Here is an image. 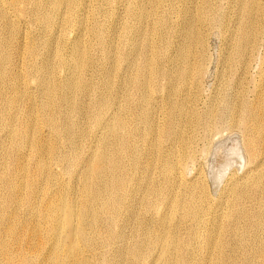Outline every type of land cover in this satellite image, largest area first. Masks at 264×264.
I'll use <instances>...</instances> for the list:
<instances>
[{
    "label": "rangeland",
    "instance_id": "rangeland-1",
    "mask_svg": "<svg viewBox=\"0 0 264 264\" xmlns=\"http://www.w3.org/2000/svg\"><path fill=\"white\" fill-rule=\"evenodd\" d=\"M97 1L98 0H92L88 4V13H87V20H86L87 23L85 22L86 23L85 29L83 31V34L81 35V37H82L81 40L84 41V42L83 41L82 42L85 45V47L87 48V50L90 54L89 55L90 59H91V67H90V69L87 70V72H85V77L87 76L86 78H89V77L93 78V84L96 87V88L94 87L95 93L94 92L92 93V91L83 93L82 91L80 92V91H76V90H72V91L68 90L69 92L64 91L62 93V91H61V87H63L62 83L65 81V79H63V78L67 76V73L65 72V69H63V68H62L64 70V71L62 70L63 72L60 71L61 68H57V70L55 68L54 69L55 71L53 69L51 71L53 73L52 74L53 77H51L52 78L51 80L54 82L55 86H57L59 88V90L57 92H55V102H54L52 111L50 110L49 113L51 116L54 117V119H55L54 122L58 121L57 123H55L57 129L60 127L59 130H62L63 127L66 126L64 123L63 117L61 115V111L63 109L66 110L65 105H66V102L68 103V101L66 99V102H65L62 98H64L65 96L67 98L68 96L73 95L72 96L73 97L72 98L73 103H75L77 105L79 103L80 107L78 106V109H77V111H79V112H77V113L75 112V114H72L70 116V118H68L70 121L74 122V125L76 124V126L78 127V128H76V129H78L77 134H79L81 132V134H80L81 136L79 135L75 140V142L78 140L76 142L77 145L75 144V142L74 143H68L66 141V138L62 134L61 135L59 134L60 131L55 132V131H53V129H51V127L49 125H46V124H48L47 122H45L47 119V113L42 114V112L40 110H35V114H34L35 118H37V119L40 118V119H38L37 129H40L41 135H40L39 130L34 132V134H36V136H39L40 139L42 138V140H45V141L49 140V142L54 147L57 148V150L60 152V154L64 155L63 159L65 161L63 163H60V164H59V162L54 160L52 156H46V170L49 172V174L52 178V179L50 178L51 179L50 183H52L53 181L55 182V183L53 182L54 183L53 186H52V184H50L51 187H49L50 185H47V187H46L43 183H41L40 177L36 178L35 180H31L32 175H35V177H36V169H37V163H36L37 158H36V156H34L35 155L34 152L32 150H29L28 148H25L26 151L24 149H22L21 151H18L17 148L12 144V142H11L12 140H10L11 136L9 137V135L11 134L10 128L12 126H14V128L12 127L13 130L17 129V127L20 128V126H21L20 121L22 120V117H20L21 114L19 112H21V109L23 108L22 105H24L26 102H28V99L26 97H30L33 100L34 105L36 107H38L42 101L41 99H43L42 91L40 90L39 84L41 82H43L44 80L48 79L47 73L41 68V64H42L41 55L36 57V58H32V57L28 56L25 53L24 47H22L23 45L21 44V42H22L23 38H24V41H26L28 39L26 42H30L32 39L31 37H33V36L34 37L41 36V38L42 37L45 38L46 35H44L42 33H39L40 34L39 35L38 34L39 30L36 27H33V25H32L33 23L30 22V20L26 16L17 15L14 12V8L12 9V6L9 5L10 3H8V0L5 1L6 7L9 9L8 12H10V14H8L4 17H0V22H1L0 23V29H1L0 30V41H2V39H3V41H6L4 49H5V52L7 51L6 53H8V55H9L10 62H7L6 66H5V64L3 65L4 66L3 67V74H5L6 76L4 78V81L1 83L2 85H0V95H3L2 99H5L6 97L11 96V94H12L11 87H6V82L8 79L7 76H9L10 73H12L14 81L18 78H22L29 85V88L26 89L25 85H23V84H21L20 88H19V91H24L27 94V95H25V97H23V99H21L19 101L20 107L18 106V108L16 109L17 111L14 110L15 114L17 112L16 117L18 115L17 119L19 121L16 120V122H17L16 123V122H11V120H9V119L6 120L5 117H3V118L1 117L2 119L0 118V121L3 120L2 122H0V140H1L0 145H2V146H0L2 149L1 148L0 149L3 151L2 152L0 150L1 151L0 157L3 159L2 161L0 160V163H1L0 166L2 167L4 165V167H2V168L0 167V169H1L0 170V175H1L0 176V180H1L0 181V200H3V201H0L1 202L0 203V222H1L0 226L2 227L3 224H5L7 221H9V218L11 217L10 215H15L16 219L19 220L20 223L21 222L23 223V224H21V227L18 226L19 230L16 231L17 237L20 236L19 237L20 241L19 242L17 241V243H20L21 245L17 244L11 238H9V237L7 238V236L1 235L2 233H0V236H2V238L0 239V244H2L3 242H5V243L7 242L10 245L13 244L11 246V249L13 247L12 250L15 252V253L13 252L14 256H15L14 262H13L14 264H47L44 260L41 259L40 255H39L40 251H46L50 246L49 245L50 242L47 238V235L45 233H42L40 235V237H41L40 243H35V242L32 243L29 240L23 242L25 240V238L23 239V231L26 230L24 228H26V226L29 225V223H30L29 221L31 218H32L33 223H37L38 225L43 226L42 217L46 213V211L43 209L44 201H46V202L48 201L47 204H49V203H53L57 199H72V201H74V203L76 205L74 215L72 218V223L74 225H80L81 224L84 228V234L86 235V238H89L88 240L90 241V244L84 243L79 238L76 241V243H78L80 245V249H81L80 257L84 258L83 261H85L86 264H122V263L123 264H163L161 253L164 251H167L165 254L166 262H169L170 264H247L248 260L250 261V258L252 257V255H253L254 251L257 249V247L260 248L259 251L261 252V257L258 259H256V258H254V259H255V262H257V264H260L261 259H264V207H261V205H260V201H261V200H259L260 197L257 195H254V194H250V195L246 196L241 202H239L240 203L239 204V203H236L234 201V199L230 196V193H229L230 189L233 185L236 189H241L242 186H244L245 184H248L250 182H257L261 186L264 187V161L260 160V159H257L255 161V160L251 159L247 149L244 146L245 138L248 136L249 132H246V130L242 124L241 125L240 124L236 125V123L234 124L233 123L234 119L230 116V114L228 112V109L230 108L229 106L233 100H235V101L239 100V102L241 101V103H244V104L250 103V101L253 99L252 96H253V91H254V87H253L254 83L252 82V80L254 79L256 84H257L259 81H261V79H260L261 73L264 72V60H263L264 59V55H263L264 54V40H262V39H259V44H258L256 54L254 56H252L251 61L252 60L253 61L251 62V66L248 65V67L246 69L247 71L245 70L244 72H242V71L237 70V69L234 70L232 68L233 63H232V61L230 62L232 55L234 56V51L232 50V46H235V44L239 38L238 32H239V30L241 31L246 25V22H245L246 18H245V14H244V13H246V11H245L246 10L245 9L246 4H243L244 5L243 6L241 4L240 0H237V1L236 0H155V2H154V0H132V4L130 2L131 0H113V1L110 0V4H108L109 5V8H108L107 7L108 5L106 6L104 3L100 2V1L97 2ZM244 1H246V0H244ZM230 2L232 3L233 6L231 5ZM91 4L93 7L91 6ZM134 4H136V5L140 4L142 6L144 5L143 7L146 10L144 16L142 17L141 24H140L141 25L140 28L144 29V32L141 35L138 34V32H137L138 28H137V26H135L134 22L132 21V18L130 17L131 12H133L135 10V7H136V5H134ZM260 4L262 7L260 6L259 8L264 9V7H263L264 3L262 0H261ZM106 7H107V9H106ZM103 8H104V10H103ZM201 8L202 9L203 8L208 9V20L198 23V20L200 18V13L202 12ZM94 9L95 10L98 9L100 13L98 12V10L95 11ZM129 9H131V11H128ZM155 9H156V12H155ZM207 9H204V10L207 11ZM90 10H93L94 13L97 12L96 14H98V13L99 14L94 15L93 12ZM185 11H186V13H185ZM110 13H112V17H111ZM165 13H166V15H165ZM239 14H240V16H238ZM11 15L15 16L14 18H17V17L23 18L27 21V23L23 24V25L16 23V22L14 23L13 22L14 18L9 17ZM88 15L90 18L88 17ZM94 16L97 17V19H95ZM160 17H161V19L163 17L166 18V26L164 27V30H162L163 28H160L159 30H158V28H156V21ZM189 17H191V18H189ZM236 17H238V18H236ZM239 17L240 18L242 17V18L240 19ZM184 18L186 21L184 20ZM237 19H238L239 24L237 23ZM188 20L189 21L194 20L195 24L197 25L196 28H197L198 33L204 38V46L203 47L197 48V47H194V45H192L191 48L189 49L190 53L195 52V55L192 56L191 61H192L194 66L195 65L201 66V64L202 65L204 64L205 69H203L204 68V65H203L200 69V72H199V71H197L198 68L196 66L195 67L193 66V68H194L193 73H191L189 75V77H186L184 79L185 80V82H184L183 80H181L182 79L181 75L184 76L185 71H186V67L180 63L181 60H179L180 58L178 56V55H180L179 51L174 52L173 50L176 49V47L178 46V44L180 42H182V43L184 42L183 33H185V26L187 25L186 22H189ZM2 22L4 23V25ZM95 22H96V24H95ZM125 22L128 24H126ZM131 23H133L134 25ZM104 24H105V26H104ZM124 24H126V25H124ZM6 25L10 28H15L14 31L16 30V32H15L16 35L15 34L14 35L8 34L9 33L7 30L8 27ZM94 25L97 27L103 26V27H100V29H104V30H102L103 31L102 34L104 36V41H103L104 45L102 43H101L102 45L96 44V43H98V42H96L97 39L94 38V35L91 33V28H92V26L94 27ZM132 25L134 26L133 29L131 27ZM182 25H184V26H182ZM125 26H126V29L128 27V31H126ZM3 27H6V28L3 29ZM109 27L110 28L112 27V29L114 31V35L112 36L113 39L111 38L110 42L106 41L107 40L106 31H108ZM177 29H179V30H177ZM6 30H7V32H6ZM124 30L127 33H125ZM3 31H5V32L3 33ZM122 34L124 35V38H123ZM2 35L4 36V38H2ZM18 37H19V39H18ZM165 38H167V39L170 38V43H169V46L167 48H165L166 47ZM177 38H179V39H177ZM111 40H112V42H111ZM121 41H122V43H121ZM17 42H19V43H17ZM171 42H172V44H171ZM145 43H146V45H145ZM174 43H177V45ZM20 44H21V46H20ZM121 44H123V47ZM112 46H114V47H112ZM146 46H147V48H145ZM159 47H161L160 49L165 50L164 54L161 53V55H158V54H155L151 51L154 49H159ZM101 48H102V50H101ZM109 49H111L112 51H109ZM229 51L231 52V54ZM101 52H103V53H101ZM172 52H174V53H172ZM199 52L203 53V57H202L203 61L199 60V58H198ZM39 54H42V52H40ZM115 54H116V56H115ZM227 54H229V55L227 56ZM25 55H26V57H25ZM149 56H150V58L154 59L155 65L158 64L159 66H160L161 59L163 58L166 60V58H167L166 61L163 60V61H165L163 63L164 64L163 69H165V71H168L171 74L170 80L168 81V83H167V80H163L162 77H159L160 80H159V78L158 79L153 78L151 85L155 84V86L158 85L159 87L154 86V88L148 94L149 95V102H148L147 108H149V110H151L152 117H153L151 119L152 123H153V125L156 123L154 126H155V128L157 127L156 128L157 130H156V133H155V136L153 139V145H158L160 147V148H158V150H159L158 153H156L155 146H153V151L148 150L150 148L149 142L151 143L152 139L151 140L150 139H146V140L142 139V137H139L138 135H136V131H133L134 132L133 136L130 135L131 130H133V128L136 127V125H137L136 121H138L136 119H138V117H139L138 115H140V113H141L140 111L143 109L142 107H144V104H141V103H143L141 101H143L142 100V93L146 89H141V90L137 91L136 89H127L126 86L124 85V84H126V81H124V80H129L130 76L133 77V75L135 73L137 74V72L141 71V67L144 64L143 62H145L149 58ZM155 56H156V58H154ZM28 57H30V58H28ZM109 57H110L111 62L114 61L113 63L108 62L107 59ZM228 58H230V59H228ZM31 59L34 61V63H32ZM171 59H173V60H171ZM27 60H29V61H27ZM105 60H107V61L105 62ZM175 61H177L176 64H175ZM20 62H22V63H20ZM31 63H32V65H31ZM138 63L141 65H139ZM112 65L114 68L112 67ZM174 65L177 66L178 70H177L176 66H174ZM255 66H256V68H255ZM225 67H227V68H225ZM32 68H34V69H32ZM108 68L110 70H111V68L114 70H111V72H110V70ZM155 68H156V66H155ZM12 69H13V71H12ZM134 69H135V71H134ZM18 70H20V71H18ZM31 70H33L35 72L33 73V71H31ZM37 70L38 71L40 70L41 73H37L38 72ZM108 70H109V72H108ZM173 70L174 71L176 70L177 72L176 71L175 72L177 74ZM194 71L196 74L194 73ZM234 71H237V72H234ZM201 72H202V74H200ZM43 73H44V75H43ZM35 74L38 76H36ZM40 74H41V78H40ZM105 74L107 76L109 75V77H111L110 78V81H112L111 86H110L111 91H110V89L108 90L104 84H102V80H103L104 76H106ZM110 74H111V76H110ZM91 75H93V76H91ZM95 75H96V77H95ZM34 77L37 78L36 79L37 81L35 80ZM54 77H55V79H54ZM175 77H176V79H175ZM188 79L189 80L191 79L189 81V83L187 81ZM240 80H241V82H240ZM123 81L125 83H123ZM164 82H166V83H164ZM242 82H243V84H242ZM95 83H97V84H95ZM172 83L175 85H173ZM176 83L179 86L176 85ZM262 84H264V82H262ZM3 85H5V86H3ZM186 85H187V88H186ZM174 86L176 89H174ZM115 89H116V91H115ZM126 89L129 92L125 91ZM37 90H39L41 92L40 93L41 96L39 94V91H37ZM187 90H189V91H187ZM106 91L110 95H108ZM123 91L127 92V94L124 93ZM156 91H157V93H156ZM194 91H195V93H194ZM72 92H73V94H72ZM74 92H75V94H74ZM161 92H162V94H161ZM251 92H252V94H251ZM65 93H66V95H65ZM68 93H69V95H68ZM62 94L64 95V97ZM233 94H236V95L234 96ZM131 95H133V96H131ZM151 95L153 96V98ZM216 95H217V97H216ZM87 96H89L90 99ZM106 96L109 98H107ZM122 96H123V98H122ZM126 96H128V97L126 98ZM185 96H187L189 98L191 97V98L189 99ZM105 97L107 98L109 105L108 104L104 105V107L101 108V113L98 114L96 112H98L99 108H95V106L93 107V105L95 103L97 104L100 101V99H105ZM182 97H183L184 101L187 102L186 106H188L190 109L194 108V110H195L194 113H196L197 115H200L199 113L202 114L204 111H207V110H214L215 109V111H216L214 113L216 116L214 115V117H212V119L209 123L210 128L205 129L204 127L200 126V124L197 127H192L191 125L187 126V128L184 132V135H185L184 137H186L185 139L187 140V148L186 149H184L181 146L177 137L166 138L167 136L163 135L164 133H166V131L168 129L174 128L176 126L175 125L176 124V118L174 115H168V109L167 108H169V105H171L172 103L181 101ZM232 97H234V98L232 99ZM87 98L89 101L91 100V104L89 101H87ZM111 98H113V99H111ZM135 98H136V100H135ZM220 98L223 99L222 101L225 102L226 105H222L221 101L219 103ZM152 99H153V101H152ZM93 101H94V103H93ZM114 101L116 103H114ZM80 102H81V104H80ZM84 102H85V104L89 103L90 105L89 104L85 105ZM160 102H161V104H160ZM4 103H5V101H3V100L0 101V107H2L4 105ZM110 103L112 104L111 106H110ZM157 104H159V105H157ZM68 105H69V103H68ZM107 105H108L109 109L107 108ZM155 105L157 107V110L155 109L156 108ZM87 107H89V108H87ZM82 108L85 110H83ZM104 108L106 110H104ZM117 108H118V110H117ZM119 108H121V109H119ZM110 109H112V110H110ZM133 109H134V111H133ZM80 110H82L84 112H82ZM87 110H89L90 112ZM115 110H117V112L118 111H120V112L117 113ZM85 111H87V112H85ZM88 112H89V114H88ZM226 112H228L229 115ZM52 113H53V115H52ZM83 113H85V115H83ZM114 113H116V115ZM110 114H111V116H110ZM118 114L123 117L126 126H124L121 130H119L118 134L110 137V146L112 147L115 145V143H116L115 139L117 138L118 135H119L118 137H120V138H118V140H116V141L123 140L124 142H126L129 140H132V142L133 143L135 142L137 145L135 144V150H134V147L129 149V148H126V146H123L120 148L121 151L119 153L117 152L115 154L116 155V161H120V160L121 161L119 162L120 169H117V171L114 174V180L118 181V179H121L125 176L124 169H127L128 168L127 165H129V163H132V160L134 159L133 162L137 163V164L135 163L136 164V170H134L135 174L133 171H131L129 173V175L132 176V179H134L136 176V178L134 180L135 181L134 186L136 188L132 184H126V183H124L122 186H117L116 189L118 188V190L111 194L112 197H110V198H112V199L110 200V205L101 211L100 210L101 207L99 208L97 201H99L98 196H100L98 193L100 191L102 192V190H100V188L102 187L101 185L103 184L102 180L94 179V177H93L90 181L91 182L89 185L90 188L86 190L87 195H85V194L83 195V193L81 191V190H83L82 188L84 187V185L82 186V182L87 180V177L85 179V175H87L91 171L92 166L90 165L91 164L90 162H92V159L98 153V150H95V149H97V147H100V148H98L99 150L101 149V143L105 137L101 133L102 130L100 127H105V123H106V125L108 124L107 126L112 125L113 121L115 120L114 117L117 116ZM220 114H222V115H220ZM77 116H78V118H77ZM186 116L188 117V119H191L193 117V115H190L188 113ZM95 117L100 118V120H101L100 124H98L96 122V119H94ZM41 118H42V120H41ZM81 118H83V119H81ZM127 119H129V120H127ZM84 120H85V123H84ZM157 120H159V121H157ZM248 120H249V118L246 117L245 121L248 122ZM103 122H105V123H103ZM229 122H230V124H229ZM222 124H224V125H222ZM228 124H229V126H228ZM82 125H84L83 126L84 128L82 127ZM90 125L92 127L94 126L95 130ZM47 126H49V127H47ZM140 126H139V129H141ZM159 126H161V127H159ZM212 126H213V128H212ZM79 129H82V130H79ZM174 129H176V130H173V131L177 132V129H179V126L175 127ZM204 130H205V132H204ZM2 131L3 132L5 131V132L3 133ZM42 131H44V132H42ZM95 133L97 135H95ZM243 136H245V138ZM98 137L100 139H98ZM135 137L137 139L139 138V141H137V139ZM5 139H7V140L5 141ZM63 141H64V143H63ZM97 141H99L100 143ZM140 141H142V142H140ZM5 142L7 144H9V147L7 146V144ZM4 143H5V145H4ZM78 143L80 145H78ZM10 144H11V146H10ZM73 144H74V147L72 146ZM172 144H173V146H172ZM171 146H172V149L169 150L171 148ZM243 148H245V149H243ZM249 148H253V147H249ZM132 149H133V151H132ZM138 149H139V153H138ZM92 150H94V151H92ZM167 150H169V151H167ZM257 150L260 151V154L262 156H264V144H259ZM30 151H31V153H30ZM75 151H76V153H75ZM18 152L21 154H23V152H24V154H23L24 156L21 157L23 159L22 163L21 164L19 163L20 167L19 166L17 167L18 163H16V161H15V159H16L15 157L18 156ZM68 152H70V153H68ZM140 153H142V154H140ZM1 154H3L2 156H4V154H5L4 158L1 156ZM79 154H80V156H79ZM184 154H187L186 155V158L188 157L187 159L186 158L182 159V156ZM85 155L87 157H85ZM32 156H34V157H32ZM131 156L133 159L131 158ZM139 156H140V158H139ZM189 156H190V158H189ZM72 157H73V159H72ZM162 157H165L164 160L166 158L167 159L169 158L173 161V163H179V165H177V167L179 166L181 168L180 170H181V177H182V180L179 182V184H176V186L175 185L173 186L174 188L172 189V191L174 189L175 190L173 192H171V194L168 195L167 200H166L167 205H166L165 201H163V202L160 201L161 200L160 196H162V195L153 194L152 192L148 191V183H147L148 180L145 178L146 175L144 176V174H145L144 169H146V164L154 163L155 165L153 166V169H151L152 175L151 176L149 175V176H150L151 180L153 181V183L158 184V186L162 188V191L163 192L165 191L168 184H167L165 178L163 177V174L159 173L160 169H159V166L156 164V163H162L160 161L161 160L160 158H162ZM5 160L6 161L8 160L6 162L7 164L6 163L4 164ZM128 161H129V163H128ZM139 161L141 162V165H140ZM182 161H185V162H182ZM82 163H84V164H82ZM259 163H260V165H259ZM22 164H25V165H22ZM61 164H63V166ZM144 164H145V166H144ZM80 165H82V166H80ZM89 165L91 166L90 168H89ZM61 166L63 167L64 170L61 168ZM4 168H6V169L8 168V169L7 170L5 169V171H4ZM20 168L21 169L23 168L22 171H20ZM24 168L26 171L28 170V172L24 171ZM82 168H84V169H82ZM80 169H82V170H80ZM86 169L89 172L86 171ZM142 169H143V171H142ZM153 170H155V171H153ZM17 171H20V172L17 173ZM136 171H137V173H136ZM83 172H86V174L85 173L83 174ZM2 173H4V174H2ZM25 173H26V177H25ZM13 175L15 177H13ZM11 176H12V178H11ZM17 176H18V178H17ZM244 176L246 177V179ZM21 177H23V178H21ZM28 177H30V179ZM55 177H56V179H55ZM82 177L84 180H82ZM20 178H21V180L25 179L28 182H31L35 186L38 185L42 188L44 185L46 187V188L43 187V188H45L43 192L46 195L44 193H41L40 194L41 196L39 195V197H36V204H34L36 209H34L33 211L29 210V208L25 202L26 201V195L24 193H23L24 195L21 193V196L19 194L17 196V195H15L17 193L13 194V191L8 189V188H11V185L13 183H15L16 180H18ZM13 179H15V180H13ZM32 179H33V177H32ZM140 179H141V181H140ZM10 180H12L13 182ZM8 181H10V182H8ZM139 181L141 183H139ZM85 182L83 184H85ZM136 182H138V184ZM143 182H144V184H143ZM117 184H119V182H117ZM8 185H10V186H8ZM127 185H129L130 187L129 186L127 187ZM146 185H147V187H146ZM54 186H56V187H54ZM103 190H104V185H103ZM145 190H146V192H145ZM134 191H136V192H134ZM102 193H104V192H102ZM51 195H52V199L50 200ZM103 196H105V193ZM169 196L174 197V199H173L174 203L173 202H172V204L170 203L171 200H169V198H170ZM185 196H189V197L191 196L194 199L200 198L202 200V203H203L202 205L206 209L205 215L203 213L196 222H194L191 215L185 214V212L181 211V210L175 211V209H174L175 199H180V198L185 199ZM19 197L20 198L22 197V198L18 199ZM92 197H94V198H92ZM84 198H85V202L87 200L88 203L87 202L86 203L89 204V207L92 206V210L94 213H96V216H97V221L94 223V225L91 224L92 226H90V227L88 225V222H89L88 218L86 216L81 218V216L79 214V210L81 207L80 204L82 201H84ZM263 198H264V192H263ZM263 198H260V199H263ZM15 199L18 200L17 202L19 203V205L14 203V202H16ZM170 199H172V198H170ZM112 201H114V202H112ZM168 201H169V204H168ZM258 201H259V203H258ZM101 202H102V199H101ZM112 203H113V207H112ZM119 203L122 204V206L124 205L125 208H127L129 212L125 213L124 209L122 210V207H120ZM231 203H233L234 205H231ZM2 204L4 205V207L2 206ZM145 205H147V206H145ZM206 205L209 207L207 208ZM246 208H247V210H246ZM146 209H148V210H146ZM107 210H109V212ZM252 210H253V212H252ZM13 212H14V214H13ZM244 212L248 213L245 218L242 217V214ZM129 213H130V215H129ZM206 213L207 214L210 213V214L207 215ZM251 215L255 216V219ZM256 215H257V217H256ZM250 216H251V218H250ZM161 217H163V218H161ZM214 217H215V219H214ZM4 219H5V223H4ZM251 219H253V220H251ZM213 221H214V223H213ZM90 222H91V218H90ZM201 222H202V224H200ZM260 223H261V225H260ZM212 226L214 227V232L211 233V235H210L209 234L210 232L208 230ZM137 227H138V229H137ZM218 228H220V229H218ZM232 230H233V232H232ZM146 232H147V234H146ZM18 234H19V236H18ZM159 234H161L160 236H163L165 234L163 236L162 240L166 237V235L170 238H173V244L175 243L174 244V247H175L174 252H173L172 248L163 247V246L161 247L160 242L158 244L155 243V237L156 236L159 237ZM195 234H196V236H195ZM197 235H198V237H197ZM217 235H218V237H216ZM21 236H22V238H21ZM119 236H120V238H118ZM153 236H155V237H153ZM20 238L23 240H21ZM214 238H215V241L217 238V241H216L217 244L215 245V247L212 250H210V253H209L208 251H206L207 250L206 245L209 242H214ZM3 239H5V240H3ZM26 242H29V243L27 244ZM24 243H26V244H24ZM15 244L18 246H16ZM17 250H19V251H17ZM33 250H35V252H33ZM132 250H133V252H132ZM21 251L22 252L24 251L25 253L28 252L25 256V257H27L26 261H20V260H23L19 255V252H20V254L22 256ZM16 252L19 256L16 254ZM206 253H208V254H206ZM138 255H139V257H138ZM16 256H18V257H16ZM176 258H177V260H176ZM73 259H75V255H73V254L67 255L64 252L63 258L59 264H63L64 262H70ZM217 259H218V261H217ZM123 260H125L124 261L125 263L123 262ZM174 261H177L178 263L174 262ZM0 264H6L5 261L2 260L1 256H0Z\"/></svg>",
    "mask_w": 264,
    "mask_h": 264
},
{
    "label": "bare ground",
    "instance_id": "bare-ground-1",
    "mask_svg": "<svg viewBox=\"0 0 264 264\" xmlns=\"http://www.w3.org/2000/svg\"><path fill=\"white\" fill-rule=\"evenodd\" d=\"M6 0H0V17H4L8 14H10V12H8V8L6 7ZM92 0H8V3H10L9 5L12 6V9L14 8V12L19 15V16H26L30 22H32L33 24V27H36L39 31H38V34L39 33H42L44 35H46L45 38H41V36H37V37H31V41L30 42H26L24 41V38L21 42V44L23 45L22 47H24V51L25 53L32 57V58H36L38 56L41 55L42 57V64H41V68L47 73L48 75V79L47 80H44L43 82H41L39 85H40V90L42 91V97L43 99H41V103L38 107H36L33 103V100L30 98V97H26L28 99V102H26L23 106V108L21 109V112H19L21 114L20 117H22V120L20 121L21 123V126L20 128L17 127V129H14V126H12L10 128V132L11 134L9 135V137L11 136V139L12 140V144L17 148L18 151H21L22 149L25 150V148H28L29 150H32L34 152V156H36V163H37V169H36V177L35 175H32L31 177V180H35L36 178H39L41 179V183H43L46 187L47 185H50L55 183L52 182L50 183V180L52 179L49 172L46 170V156H52L54 160H56L57 162L60 163H63L65 160L63 159L64 158V155L60 154V152L57 150L56 147H54L50 142L49 140L45 141V140H42V138L40 139L39 136H36V134H34V132H36L37 130H39L40 132V129H37V126H38V119L40 118H35L34 117V114H35V110H40L42 112V114L44 113H47V119L45 122H47L48 124L46 125H49L51 127V129H53V131L57 132V131H60V135L62 134L65 138H66V141L68 143H74L76 138L81 134V132L79 134H77V130L76 128H78L76 126V124L74 125V122L70 121L68 118H70V116L72 114H75V112H79L77 111L78 109V106H79V103L78 105L73 103V100H72V96H68L66 98V96L62 98L65 102H66V99L69 103L66 102V110L63 109L61 111V115L63 117V120H64V123L66 126L63 127L62 130H59L60 127L57 129L56 128V125L55 123L57 122H54V117L50 115V110L52 111V108H53V105H54V102H55V92H57L59 90V88L57 86H55L54 82L51 80L53 77V73L51 72L52 69L54 70L56 68H61L60 71H62L63 69H65V72L67 73V76L64 77L63 79H65V81L62 83L63 87H61V91L62 93L64 91H68V90H76V91H82L83 93L85 92H89V91H92V93L95 91L94 89V84H93V78L92 77H89V78H86L85 77V72H87L88 69H90L91 67V59H90V54L87 50V48L85 47V45L83 44V40H81V35L83 34V31L85 29V25H86V20H87V13H88V4L91 2ZM102 3H104L106 6L108 4H110V0H98ZM97 1V2H98ZM113 1V0H112ZM111 1V2H112ZM237 1V0H236ZM241 1V4H246V13L245 14V18H246V25L245 27L239 32V38L235 44V46H232V50L234 51V56L232 55V58L230 60V62L232 61L233 63V69L234 70H240L242 72H244L248 65L251 66V59H252V56H254L256 54V51H257V48H258V44H259V39H262L264 40V9H261L259 8L261 6V0H240ZM263 3H264V0H262ZM99 2V3H100ZM115 2V1H114ZM131 4H132V0L130 1ZM140 2V1H139ZM155 2V0H154ZM93 3V2H92ZM95 3V2H94ZM118 3V2H117ZM227 3V2H226ZM231 3V2H230ZM115 4V3H114ZM119 4V3H118ZM130 4V3H129ZM136 5V4H134ZM133 5V6H134ZM232 5V3H231ZM92 6V4H91ZM90 6V7H91ZM144 6V5H143ZM142 5L140 4H137L136 7H135V10L133 12H131V15L130 17L132 18V21L134 22L135 26H137V32L138 34H143L144 32V29L143 28H140V24H141V20H142V17L144 16L146 10L144 9ZM156 6V5H155ZM233 6V5H232ZM244 6V5H243ZM93 7V6H92ZM109 8V5L107 6ZM106 7V9H107ZM262 7V6H261ZM264 7V5H263ZM95 8V7H94ZM131 8V7H130ZM93 9V8H92ZM185 9V8H184ZM202 9V8H201ZM204 9H207V8H203L202 9V12L200 13V18L198 20V23L202 22V21H206L208 20V9L207 11H205ZM241 9V8H240ZM95 10V9H94ZM98 10V9H96ZM95 10V11H96ZM101 10V9H100ZM104 10V8H103ZM180 10V9H179ZM199 10V9H198ZM243 10V9H242ZM93 12V10H90ZM128 11H131V9H129ZM127 11V12H128ZM184 11V10H183ZM187 11V10H186ZM185 11V13H186ZM200 11V10H199ZM99 12V10H98ZM155 12H156V9H155ZM179 12V11H178ZM181 12V11H180ZM188 12V11H187ZM240 12V11H239ZM244 12V11H243ZM91 13V12H90ZM97 13V12H96ZM96 13L93 12V14L95 15ZM100 13V12H99ZM98 13V14H99ZM182 13V12H181ZM96 14V15H98ZM111 14V17H112V13ZM164 14V13H163ZM243 14V13H242ZM243 14V15H244ZM147 15V14H146ZM166 15V13H165ZM164 15V16H165ZM218 15V14H217ZM110 16V15H109ZM219 16V15H218ZM240 16V14L238 15ZM11 18H14L15 16L11 15L9 16ZM89 17V15H88ZM95 17V16H94ZM93 17V18H94ZM102 17V16H101ZM196 17V16H195ZM6 18V17H5ZM90 18V17H89ZM191 18V17H189ZM238 18V17H236ZM240 18V17H239ZM242 18V17H241ZM240 18V19H241ZM244 18V19H245ZM9 19V18H8ZM95 19H97V17H95ZM169 19V18H168ZM94 20V19H93ZM157 20V19H156ZM185 20V18H184ZM4 21V20H3ZM144 21V20H143ZM142 21V22H143ZM181 21V20H180ZM186 21V20H185ZM189 21V20H188ZM13 22L15 23H19L21 25L23 24H26L27 21L23 18H14L13 19ZM86 22V23H85ZM92 22V21H91ZM94 22V21H93ZM102 22V21H101ZM241 22V21H240ZM1 23V22H0ZM3 23V22H2ZM100 23V22H99ZM110 23V22H109ZM126 23V22H125ZM187 25L185 26V33H183L184 35V42H180L178 44V46L176 47L175 50H173L174 52H178L179 51V60L180 63L182 65H184L186 67V71H185V74L184 76L181 75V80H183L185 82V78L186 77H189V75L191 73H193V63L191 61V58L192 56L195 55V52L193 53H190L189 49L191 48L192 45H194V47H203L204 46V38L198 33L197 31V28H196V24L194 22V20L192 21H189V22H186ZM237 23H238V19H237ZM92 24V23H91ZM96 24V22H95ZM128 24V23H126ZM124 24V25H126ZM133 24V23H131ZM133 24V25H134ZM239 24V23H238ZM241 24V23H240ZM4 25V23H3ZM131 26L132 29L134 26ZM7 26V25H6ZM105 26V24H104ZM166 26V18H162L161 17L156 21V28H158V30L160 28H163L162 30H164V27ZM180 26V25H179ZM184 26V25H182ZM239 26V25H238ZM8 27V26H7ZM31 27V26H30ZM100 27H103V26H100ZM100 27H97L94 25V27L92 26L91 28V33L94 35V38L97 39L96 44H103V41H104V36L102 34V30L104 29H100ZM130 27V28H131ZM6 27H3V29H5ZM106 28V27H105ZM2 29V30H3ZM15 28H10L8 27V34H11V35H14L16 30L14 31ZM35 29V28H34ZM125 29H126V26H125ZM239 29V28H238ZM1 30V29H0ZM6 30V32H7ZM33 30V29H32ZM179 30V29H177ZM18 31V30H17ZM86 31V30H85ZM126 31H128V27L126 29ZM125 30L124 32L127 33ZM5 31H3L4 33ZM124 33V34H125ZM236 33V32H235ZM163 34V33H162ZM178 34V33H177ZM16 35V34H15ZM40 35V34H39ZM114 35V31L112 29V27L108 29V31H106V38L108 42H110V39L112 38V36ZM121 35V34H120ZM123 35V34H122ZM235 35V34H234ZM14 37V36H13ZM23 37V36H22ZM21 37V38H22ZM167 37V36H166ZM178 37V36H177ZM2 38H4V36L2 35ZM29 38V37H28ZM123 38H124V35H123ZM171 38V37H170ZM170 38H165V45L167 48L169 46V43H170ZM181 38V37H180ZM19 39V37H18ZM113 39V38H112ZM179 39V38H177ZM6 40V39H5ZM83 41V42H82ZM93 41V40H92ZM114 41V40H113ZM172 41V40H171ZM180 41V40H179ZM182 41V40H181ZM112 42V40H111ZM5 43L6 41H0V85H2L1 83L4 81V78H5V74H3V65L5 64L6 66V63L7 62H10L9 60V55L8 53L5 52ZM19 43V42H17ZM107 43V42H106ZM122 43V41H121ZM147 43V42H146ZM145 43V45H146ZM178 43V42H177ZM177 43H174L177 45ZM20 44V46H21ZM54 44V45H53ZM101 44V45H102ZM144 44V43H143ZM142 44V45H143ZM150 44V43H149ZM157 44V43H156ZM172 44V42H171ZM170 44V45H171ZM173 44V45H174ZM53 45V46H52ZM95 45V44H94ZM104 45V44H103ZM112 45V44H111ZM110 45V46H111ZM122 47H123V44H121ZM120 45V46H121ZM160 45V44H159ZM164 45V46H165ZM116 46V45H115ZM131 46V45H130ZM144 46V45H143ZM148 46V45H147ZM147 46L145 48H147ZM151 46V45H150ZM114 47V46H112ZM21 48V47H20ZM143 48V47H142ZM161 47H159V49H154V50H151L153 53L155 54H158V55H161V53H165V50L164 49H160ZM170 48V47H169ZM202 49V48H201ZM41 50V51H40ZM90 50V49H89ZM102 50V48H101ZM139 50V49H138ZM145 50V49H144ZM229 50V49H228ZM231 50V49H230ZM23 51V52H24ZM42 52V54H39L40 52ZM95 51V50H94ZM109 51H112L111 49H109ZM115 51V50H114ZM122 51V50H121ZM140 51V50H139ZM148 51V50H147ZM150 51V52H151ZM93 52V51H92ZM172 52V53H174ZM230 52V51H229ZM103 53V52H101ZM100 53V54H101ZM109 53V52H108ZM144 53V52H143ZM112 54V53H111ZM151 54V53H150ZM170 54V53H169ZM231 54V52H230ZM12 55V54H11ZM24 55V54H23ZM110 55V54H109ZM108 55V56H109ZM122 55V54H121ZM149 55V54H148ZM229 54H227L228 56ZM264 55V54H263ZM22 56V55H21ZM116 56V54H115ZM114 56V57H115ZM152 56V55H151ZM166 56V55H165ZM164 56V57H165ZM172 56V55H171ZM170 56V57H171ZM177 56V57H178ZM23 57V56H22ZM21 57V58H22ZM26 57V55H25ZM28 57V58H30ZM160 57V56H159ZM202 57H203V53L202 52H199L198 53V58L199 60H202ZM231 57V56H230ZM148 58V57H147ZM156 58V56L154 57ZM227 58V57H226ZM176 59V58H175ZM230 59V58H228ZM39 60V59H38ZM108 62H111L110 61V57L107 59ZM105 60V62L107 61ZM122 60V59H121ZM160 60V59H159ZM165 59H161L160 61V66L157 64L155 65V61L153 58H149L143 62L144 64L142 65L141 67V71L137 72V74L135 73L133 75V77H129V80H124L126 81V84H124L126 86L127 89H136L137 91L138 90H141V89H146L143 91L142 93V100L141 104H144V107H142L143 109L140 111V115H138V121L137 122V125L136 127H132L133 130H131L130 132V135L133 136L134 132L133 131H136V135H138L139 137H142V139H152L151 143L149 142V146L150 148L148 150L150 151H153V146H155V150H156V153L159 152L158 148H160L158 145H153V139H154V136H155V133H156V128H155V124L153 125L152 123V113H151V110H149V108H147L148 106V102H149V93L151 92V90L154 88L155 84L151 85V82H152V79L153 78H159V77H162L163 80H167V83L168 81L170 80V76L171 74L168 72V71H165V69H163V63L165 61H163ZM173 60V59H171ZM264 60V59H263ZM29 61V60H27ZM32 63H34V61L31 59ZM178 61V60H177ZM175 61V64L176 62ZM203 61V60H202ZM201 61V62H202ZM16 62V61H15ZM114 61H112L111 63H113ZM116 62V61H115ZM199 62V61H198ZM228 62V61H227ZM226 62V63H227ZM22 63V62H20ZM31 63V65H32ZM24 64V63H23ZM139 64V63H138ZM173 64V63H172ZM178 64V63H177ZM35 65V64H34ZM119 65V64H118ZM141 65V64H139ZM180 65V64H179ZM204 65V64H203ZM201 64V66H196L198 68L197 71L200 72V69L201 67L203 66ZM15 66V65H14ZM13 66V67H14ZM17 66V65H16ZM24 66V65H23ZM107 66V65H106ZM110 66V65H109ZM156 66V68H155ZM176 66V65H174ZM194 66V67H195ZM12 67V68H13ZM19 67V66H18ZM22 67V66H21ZM38 67V66H37ZM113 67V65H112ZM181 67V66H180ZM179 67V68H180ZM16 68V67H15ZM23 68V67H22ZM30 68V67H29ZM63 68V69H62ZM110 68V67H109ZM108 68V69H109ZM114 68V67H113ZM177 68V66H176ZM175 68V69H176ZM183 68V67H182ZM196 68V69H197ZM227 68V67H225ZM231 68V69H232ZM256 68V66H255ZM34 69V68H32ZM106 69V68H105ZM205 69V65H204V68ZM230 69V70H231ZM8 70V69H7ZM17 70V69H16ZM23 70V69H22ZM69 70V71H68ZM107 70V69H106ZM110 70V69H109ZM108 70V72H109ZM111 70H114L111 68ZM110 70V72H111ZM178 70V68H177ZM183 70V69H182ZM13 71V69H12ZM20 71V70H18ZM33 71V70H31ZM38 71V70H37ZM36 71V72H37ZM55 71V70H54ZM64 71V70H63ZM62 71V72H63ZM90 71V70H89ZM135 71V69H134ZM174 71V70H173ZM176 71V70H175ZM174 71V72H175ZM181 71V70H180ZM184 71V70H183ZM223 71V70H222ZM233 71V70H232ZM231 71V72H232ZM247 71V70H246ZM250 71V70H249ZM35 71H33L34 73ZM61 72V73H62ZM105 72V71H104ZM107 72V73H108ZM173 72V73H174ZM177 72V71H176ZM175 72V73H176ZM229 72V71H228ZM234 72H237V71H234ZM37 73H41L40 70L37 72ZM114 73V72H113ZM112 73V74H113ZM174 73V74H175ZM195 73V71H194ZM223 73V72H222ZM221 73V74H222ZM233 73V72H232ZM7 74V73H6ZM95 74V73H94ZM104 74V73H103ZM102 74V75H103ZM177 74V73H176ZM196 74V73H195ZM202 74V72L200 73ZM220 74V75H221ZM231 74V73H230ZM36 75V74H35ZM44 75V73H43ZM106 75V74H105ZM199 75V74H198ZM34 76V75H33ZM38 76V75H36ZM93 76V75H91ZM111 76V74H110ZM231 76V75H230ZM8 79H7V82H6V87H11V90H12V94L11 96H8L6 97L5 99H2V96L3 95H0V101H5L4 105L2 107H0V118L2 117H5L6 120H11V122H16L19 121L16 117V114L14 112L17 111L16 109L18 108V106L20 105L19 104V101L21 99H23V97H25L26 92L24 91H19V88H20V85L23 84L25 85L26 89L29 88V85L26 83L25 80H23L22 78H18L14 81V78L12 76V73L9 74V76H7ZM43 77V76H42ZM63 77V76H62ZM61 77V78H62ZM96 77V75H95ZM238 77V76H237ZM249 77V76H248ZM260 79L261 81H259L257 84L255 82V80L253 79L252 82L254 83V91H253V99L250 101L249 104H244V103H241V101L239 102L238 101H235L233 100L232 103L230 104V108L228 109V112L230 114V116L234 119V124L236 123L237 124H242L246 130V132H249L248 136L245 138V136H243L245 138V143H244V146L245 148L247 149L250 157L252 160H257V159H260V160H263L264 161V156H262L260 154V151L257 150L259 144H264V84H262V82H264V72L261 73L260 75ZM35 78V77H34ZM40 78H41V74H40ZM46 78V77H45ZM101 78V77H100ZM99 78V79H100ZM110 78L109 75L107 76H104L103 80H102V84H104L107 89L111 91V82L110 81ZM191 78V77H190ZM240 78V77H239ZM244 78V77H243ZM37 78H35L36 80ZM43 79V78H42ZM55 79V77H54ZM96 79V78H95ZM94 79V80H95ZM128 79V78H127ZM176 79V77H175ZM229 79V78H228ZM238 79V78H237ZM113 80V79H112ZM160 80V78H159ZM180 80V81H181ZM191 80V79H190ZM189 79L187 80L188 83L190 81ZM250 80V79H249ZM37 81V80H36ZM123 81V83H125ZM179 81V82H180ZM200 81V80H199ZM40 82V81H39ZM99 82V81H98ZM171 82V81H170ZM237 82V81H236ZM241 82V80H240ZM245 82V81H244ZM114 83V82H113ZM166 83V82H164ZM97 84V83H95ZM100 84V83H99ZM173 84V83H172ZM171 84V85H172ZM187 84V83H186ZM243 84V82H242ZM34 85V84H33ZM103 85V86H104ZM175 85V84H173ZM176 85H178L176 83ZM5 86V85H3ZM97 86V85H96ZM158 86V85H156ZM155 86V87H156ZM179 86V85H178ZM36 87V86H35ZM159 87V86H158ZM157 87V88H158ZM173 87V86H172ZM38 88V87H37ZM96 88V87H95ZM186 88H187V85H186ZM33 89V88H32ZM35 89V88H34ZM125 89V88H124ZM125 90L127 92H129L128 90ZM156 89V88H155ZM172 89V88H171ZM174 89L175 86H174ZM98 90V89H97ZM163 90V89H162ZM39 91V90H37ZM109 91V92H110ZM116 91V89H115ZM189 91V90H187ZM186 91V92H187ZM235 91V90H234ZM237 91V90H236ZM69 92V91H68ZM107 92V91H106ZM124 92V91H123ZM127 92H124L127 94ZM176 92V91H175ZM28 93V92H27ZM41 92L39 91V94ZM71 93V92H70ZM78 93V92H77ZM95 93V92H94ZM103 93V92H102ZM123 93V94H124ZM138 93V92H137ZM157 93V91H156ZM178 93V92H177ZM181 93V92H180ZM193 93V92H192ZM195 93V91H194ZM235 93V92H234ZM240 93V92H239ZM242 93V92H241ZM29 94V93H28ZM73 94V92H72ZM75 94V92H74ZM82 94V93H81ZM98 94V93H97ZM108 94V92H107ZM131 94V93H130ZM162 94V92H161ZM169 94V93H168ZM176 94V93H175ZM187 94V93H186ZM238 94V93H237ZM252 94V92H251ZM66 95V93H65ZM69 95V93H68ZM83 95V94H82ZM91 95V94H90ZM89 95V96H90ZM110 95V94H108ZM136 95V94H135ZM138 95V94H137ZM157 95V94H156ZM160 95V94H159ZM170 95V94H169ZM181 95V94H180ZM234 96L236 94H233ZM241 95V94H240ZM31 96V95H30ZM41 96V94H40ZM89 96H87L89 98ZM115 96V95H114ZM133 96V95H131ZM152 96V95H151ZM150 96V97H151ZM171 96V95H170ZM230 96V95H229ZM75 97V96H74ZM93 97V96H92ZM103 97V96H102ZM107 97V96H106ZM105 99H100V101L95 105H93V107L95 106V108H99L98 109V114L101 113V108L104 107V105L108 104V100L107 97ZM128 96H126L127 98ZM176 97V96H175ZM178 97V96H177ZM187 97V96H185ZM215 97V96H214ZM217 97V95H216ZM87 98V101H89ZM97 98V97H96ZM123 98V96H122ZM153 98V96H152ZM162 98V97H161ZM189 98V97H187ZM191 98V97H190ZM189 98V99H190ZM193 98V97H192ZM222 98V97H221ZM219 99V103L221 101V104L222 105H226L225 102H223L222 100L223 99ZM234 97H232L233 99ZM242 98V97H241ZM81 99V98H80ZM90 99V98H89ZM93 99V98H92ZM113 99V98H111ZM133 99V98H132ZM151 99V98H150ZM183 99V97H182ZM181 101H178V102H174L172 103L171 105H169V108L168 109V115H174L175 118H176V126L175 127H178L179 126V129H177V132H174L173 130H176L174 128H170L166 131V133H164L163 135L164 136H167L166 138L168 137H177L179 143L181 144V146L186 149L187 148V140L185 139L186 137H184V132L187 128L188 125H191L192 127H197L199 124L200 126L204 127L205 129H208L210 128V121L212 119V117H214V113L216 112L215 109L214 110H207V111H204L202 114L199 113L200 115H197L196 113H194V108L190 109L188 106H186V103L184 101V99ZM214 99V98H213ZM231 99V100H232ZM237 99V98H236ZM240 99V98H239ZM40 100V99H39ZM136 100V98H135ZM134 100V101H135ZM140 100V99H139ZM178 100V99H177ZM186 100V99H185ZM196 100V99H195ZM80 101V100H79ZM110 101V100H109ZM124 101V100H123ZM153 101V99H152ZM161 101V100H160ZM167 101V100H166ZM188 101V100H187ZM202 101V100H201ZM225 101V100H224ZM77 102V101H76ZM86 102V101H85ZM84 102V104H85ZM90 104H91V100L89 101ZM125 102V101H124ZM168 102V101H167ZM247 102V101H246ZM94 103V101H93ZM114 103H116L114 101ZM169 103V102H168ZM81 104V102H80ZM86 104H89V103H86ZM85 104V105H86ZM89 104V105H90ZM118 104V103H117ZM125 104V103H124ZM123 104V105H124ZM161 104V102H160ZM167 104V103H166ZM170 104V103H169ZM207 104V103H206ZM109 105V104H108ZM107 105V108L109 109ZM112 104L110 103V106ZM115 105V104H114ZM153 105V104H152ZM159 105V104H157ZM190 105V104H189ZM21 106V107H22ZM83 106V105H82ZM121 106V105H120ZM162 106V105H161ZM168 106V105H167ZM228 106V105H227ZM20 107V106H19ZM63 107V106H62ZM80 107V106H79ZM92 107V106H91ZM92 107V108H93ZM114 107V106H113ZM122 107V106H121ZM126 107V106H125ZM156 107V105H155ZM154 107V108H155ZM226 107V106H225ZM85 108V107H84ZM89 108V107H87ZM94 108V109H95ZM106 108V107H105ZM104 108V110H106ZM228 108V107H227ZM83 109V108H82ZM113 109V108H112ZM110 109V110H112ZM116 109V108H115ZM121 109V108H119ZM157 110V107L155 108ZM19 110V109H18ZM65 110V111H64ZM85 110V109H83ZM91 110V109H90ZM118 110V108H117ZM117 110H115L117 112ZM59 111V110H58ZM82 111V110H80ZM89 111V110H87ZM85 111V112H87ZM109 111V110H108ZM134 111V109H133ZM154 111V110H153ZM84 112V111H82ZM90 112V111H89ZM88 112V114H89ZM95 112V111H94ZM120 112V111H118ZM117 112V113H118ZM224 112V111H223ZM228 112H226L228 114ZM18 113V114H19ZM112 113V112H111ZM188 114L190 115H193V117L191 119H188V117L186 116ZM81 114V113H80ZM87 114V115H88ZM103 114V113H102ZM116 115V113H114ZM121 114V113H120ZM139 114V113H138ZM228 114V115H229ZM53 115V113H52ZM83 115H85V113H83ZM86 115V116H87ZM104 115V114H103ZM114 115V116H115ZM222 115V114H220ZM226 115V114H225ZM44 116V115H43ZM76 116V115H75ZM74 116V117H75ZM81 116V115H80ZM108 116V115H107ZM111 116V114H110ZM113 116V115H112ZM201 116V117H200ZM216 116V115H215ZM37 117V116H36ZM85 117V116H84ZM129 117V116H128ZM221 117V116H220ZM246 117L249 118L248 122L245 121ZM1 118V119H2ZM58 118V117H57ZM72 118V117H71ZM78 118V116H77ZM115 120L113 121V124L112 125H109L107 126L105 122V127H100L101 128V133L105 136L102 143H101V149L99 150L98 148L100 147H97V149L95 150H98V153L97 155L92 159V162H90L89 164L92 166L89 165V168L91 167V171L89 172L87 169L86 171H88L87 175H85V179L87 177V180H85V184H83L84 182H82V186L84 185V187L82 188L83 190L82 193L83 195H87V189H89V185H90V181L91 179L94 177V179H99V180H102L103 184L101 185L102 187L100 188V190H102V192L105 193V196L104 193H102L100 190V193L99 191V195L98 196L99 198V201H97V204L99 205V208L100 210L102 211L103 209H105L107 206L110 205V200L112 198L111 194L113 192H116L118 190V188L116 189L117 186H122L124 183L126 184H132L134 186V179H132V176L129 175V173L131 171L134 172V170H136V164L133 162V158L131 156V158L133 159L132 160V163H129V165H127V169H124V173H125V176L121 179H118V181H115L114 180V174L115 172L117 171V169H120L119 167V162L121 161H116V153L120 152L121 151V147L123 146H126V148H133L134 147V150H135V142L133 143L132 140H129V141H126L124 142L123 140H119V141H116L118 140V137L115 139V145L114 146H110V137L111 136H114L116 134H118L119 130H121L124 126H126L125 124V121L123 119L122 116H120L119 114L117 116L114 117ZM245 118V119H244ZM73 119V118H72ZM71 119V120H72ZM83 119V118H81ZM94 119H96V122L98 124H100V118L98 117H95ZM109 119V118H108ZM130 119V118H129ZM127 119V120H129ZM225 119V118H224ZM42 120V118H41ZM88 120V119H87ZM106 120V119H105ZM112 120V119H111ZM221 120V119H220ZM227 120V119H226ZM232 120V119H231ZM3 121V120H2ZM0 121V122H2ZM5 121V120H4ZM78 121V120H77ZM91 121V120H90ZM95 121V120H94ZM109 121V120H108ZM159 121V120H157ZM162 121V120H161ZM223 121V120H222ZM41 122V121H40ZM62 122V121H61ZM82 122V121H81ZM231 122V121H230ZM229 122V124H230ZM17 123V122H16ZM80 123V122H79ZM84 123H85V120H84ZM108 123V122H107ZM160 123V122H159ZM222 123V122H221ZM224 123V122H223ZM226 123V122H225ZM228 123V122H227ZM7 124V123H6ZM42 124V123H41ZM81 124V123H80ZM93 124V123H92ZM228 124V126H229ZM16 125V124H15ZM44 125V124H43ZM42 125V126H43ZM78 125V124H77ZM141 125V126H140ZM224 125V124H222ZM227 125V124H226ZM19 126V125H18ZM40 126V125H39ZM47 126V127H49ZM84 125H82L83 127ZM91 126V125H90ZM100 126V125H99ZM102 126V125H101ZM139 126L141 127V129H139ZM4 127V126H3ZM6 127V126H5ZM92 127V126H91ZM161 127V126H159ZM173 127V126H172ZM237 127V126H236ZM39 128V127H38ZM62 128V127H61ZM84 128V127H83ZM94 129V126L92 127ZM91 128V129H92ZM126 128V127H125ZM213 128V126H212ZM242 128V127H241ZM42 129V128H41ZM92 129V130H93ZM160 129V128H159ZM5 130V129H4ZM79 130H82V129H79ZM95 130V129H94ZM93 130V131H94ZM140 130V131H139ZM9 131V130H8ZM48 131V130H47ZM51 131V130H50ZM49 131V132H50ZM97 131V130H96ZM3 132V131H2ZM5 132V131H4ZM3 132V133H4ZM7 132V131H6ZM44 132V131H42ZM122 132V131H121ZM127 132V131H126ZM125 132V133H126ZM161 132V131H160ZM205 132V130H204ZM38 133V132H37ZM243 133V132H242ZM7 134V133H6ZM43 134V133H42ZM56 134V133H55ZM122 134V133H121ZM40 135H41V132H40ZM95 135H97L95 133ZM100 135V134H99ZM244 135V134H243ZM246 135V134H245ZM7 136V135H6ZM43 136V135H42ZM81 136V135H80ZM8 137V138H9ZM62 137V136H61ZM60 137V138H61ZM96 137V136H95ZM101 137V136H100ZM103 137V136H102ZM126 137V136H125ZM82 138V137H81ZM136 138V137H135ZM80 139V138H79ZM96 139V138H95ZM98 139H100L98 137ZM97 139V140H98ZM102 139V138H101ZM137 139V138H136ZM135 139V140H136ZM170 139V138H169ZM7 139H5L6 141ZM94 140V139H93ZM165 140V139H164ZM1 141V140H0ZM4 141V140H3ZM2 141V142H3ZM78 141V140H77ZM76 141V142H77ZM101 141V140H100ZM137 141H139V138L137 139ZM136 141V142H137ZM75 142V144L77 145V143ZM99 142V141H97ZM142 142V141H140ZM6 143V142H5ZM4 143V145H5ZM9 143V142H8ZM64 143V141H63ZM80 143V142H79ZM78 143V145H80ZM96 143V142H95ZM100 143V142H99ZM98 143V144H99ZM139 143V142H138ZM170 143V142H169ZM242 143V142H241ZM7 144V143H6ZM141 144V143H140ZM148 144V143H147ZM137 145V144H136ZM2 146V145H0ZM7 146L9 147V144H7ZM11 146V144H10ZM74 147V144L72 145ZM141 146V145H140ZM173 146V144H172ZM172 146L169 150L172 149ZM13 147V146H12ZM78 147V146H77ZM168 147V146H167ZM249 147H253V148H249ZM1 148V147H0ZM5 148V147H4ZM11 148V147H10ZM79 148V147H78ZM138 148V147H137ZM242 148V147H241ZM243 148V149H245ZM2 149V148H1ZM0 149V150H1ZM163 149V148H162ZM4 150V149H3ZM16 150V151H17ZM77 150V149H76ZM123 150V149H122ZM167 150V151H169ZM2 151V150H1ZM0 151V153H1ZM6 151V150H5ZM26 151V150H25ZM28 151V150H27ZM78 151V150H77ZM94 151V150H92ZM133 151V149H132ZM137 151V150H136ZM142 151V150H141ZM189 151V150H188ZM3 152V151H2ZM29 152V151H28ZM59 152V153H58ZM80 152V151H79ZM124 152V151H123ZM126 152V151H125ZM5 153V152H4ZM15 153V152H14ZM31 153V151H30ZM70 153V152H68ZM76 153V151H75ZM82 153V152H81ZM92 153V152H91ZM96 153V152H95ZM122 153V152H121ZM136 153V152H135ZM138 153H139V149H138ZM7 154V153H6ZM24 154V152H23ZM23 154L19 153L18 152V156L15 157V161L17 164V167L19 165V163L21 164L22 163V156H24ZM142 154V153H140ZM189 154V153H188ZM3 154H1L2 156ZM29 155V154H28ZM33 155V154H32ZM82 155V154H81ZM122 155V154H121ZM130 155V154H129ZM137 155V154H136ZM186 155L187 154H184L182 156V159L183 158H186ZM5 156V154H4ZM4 156H2L4 158ZM32 156V157H34ZM80 156V154H79ZM84 156V155H83ZM123 156V155H122ZM234 156V155H233ZM240 156V155H239ZM7 157V156H6ZM71 157V156H70ZM69 157V158H70ZM82 157V156H81ZM85 157H87L85 155ZM84 157V158H85ZM90 157V156H89ZM93 157V156H92ZM135 157V156H134ZM138 157V156H137ZM136 157V158H137ZM192 157V156H191ZM1 158V157H0ZM24 158V157H23ZM78 158V157H77ZM125 158V157H124ZM130 158V159H131ZM140 158V156H139ZM138 158V159H139ZM165 157H162L160 158L161 162L162 163H156L158 166H159V169H160V172L159 173H162L163 174V177L165 178L168 186L167 188L165 189V191L163 192L162 191V188L158 186V184L156 183H153V181L151 180L150 176L152 175L151 173V169H153V166L155 165L154 163H148L146 164V169H144L145 171V174L144 176L146 175V179L148 180L147 183H148V191L152 192L153 194H158V195H162L160 196L161 198V202L167 200V197L169 194H171L172 189L174 188L173 186L176 184H179V182L182 180V177H181V168L177 165H179V163H173V161L171 159H165ZM188 158V157H187ZM186 158V159H187ZM190 158V156H189ZM6 159V158H5ZM68 159V158H67ZM73 159V157H72ZM76 159V158H75ZM74 159V160H75ZM90 159V158H89ZM1 161L3 160L2 158L0 159ZM91 160V159H90ZM164 160V161H163ZM8 161V160H7ZM5 160L4 164L7 162ZM73 161V160H72ZM76 161V160H75ZM82 161V160H81ZM131 161V160H130ZM77 162V161H76ZM140 162V161H139ZM182 162H185V161H182ZM93 163V164H92ZM232 163V162H231ZM261 163V162H260ZM259 163V165H260ZM1 164V163H0ZM3 164V163H2ZM7 164V163H6ZM68 164V163H67ZM84 164V163H82ZM144 164V166H145ZM22 165H25V164H22ZM63 166V164H61ZM140 165H141V162H140ZM143 165V164H142ZM257 165V164H256ZM61 166V168L63 169V167ZM82 166V165H80ZM1 167V166H0ZM4 167V165L2 166ZM1 167V168H2ZM6 167V166H5ZM22 167V166H21ZM156 168V167H155ZM6 168H4V171H5ZM8 169V168H7ZM6 169V170H7ZM23 169V168H22ZM22 169L20 168V171H22ZM84 169V168H82ZM80 169V170H82ZM138 169V168H137ZM142 169V171H143ZM1 170V169H0ZM64 170V169H63ZM62 170V171H63ZM223 170V169H222ZM20 171H17L20 172ZM24 171L25 168H24ZM66 171V170H65ZM64 171V172H65ZM85 171V170H84ZM138 171V170H137ZM136 171V173H137ZM140 171V170H139ZM155 171V170H153ZM28 172V170L26 171ZM80 172V171H79ZM143 172V173H144ZM5 173V172H4ZM2 173V174H4ZM16 173V172H15ZM16 173V174H17ZM24 173V172H23ZM22 173V174H23ZM86 174V172H83V174ZM151 173V174H150ZM21 174V173H20ZM28 174V173H27ZM31 174V173H30ZM81 174V173H80ZM135 174V172H134ZM247 174V173H246ZM55 175V174H54ZM133 175V174H132ZM150 175V176H149ZM161 175V174H160ZM159 175V176H160ZM1 176V175H0ZM20 176V175H19ZM23 176V175H22ZM84 176V175H83ZM13 177H15L13 175ZM25 177H26V173H25ZM30 177H28L30 179ZM245 177V176H244ZM12 178V176H11ZM18 178V176H17ZM23 178V177H21ZM18 179L16 180L15 183H13L11 185V188H8L10 189L11 191H13V194L17 195L18 194L21 196V193L25 194L26 195V204L29 208L30 211H33L34 209H36L35 205L36 204V197H39V195L41 193H44V189L46 188L44 185L43 187L45 188H41L40 186H35L34 184H32L31 182H28L27 180L23 179L21 180ZM51 178V179H50ZM139 178V177H138ZM137 178V179H138ZM56 179V177H55ZM58 179V178H57ZM93 179V180H94ZM246 179V177H245ZM15 180V179H13ZM82 180L83 177H82ZM81 180V181H82ZM139 180V179H138ZM1 181V180H0ZM12 181V180H10ZM8 181V182H10ZM141 181V179H140ZM139 181V183H141ZM13 182V181H12ZM33 182V181H32ZM97 182V181H96ZM117 182H119V184H117ZM145 182V181H144ZM143 182V184H144ZM138 184V182H136ZM99 184V183H98ZM142 184V185H143ZM56 185V184H55ZM97 185V184H96ZM103 185H104V190H103ZM136 185V184H135ZM242 185V184H241ZM244 185V184H243ZM10 186V185H8ZM57 186V185H56ZM54 186V187H56ZM129 185H127L128 187ZM138 186V185H137ZM144 186V185H143ZM237 186V185H236ZM51 187V185L49 186ZM130 187V186H129ZM135 187V186H134ZM147 187V185H146ZM59 188V187H58ZM81 188V187H80ZM96 188V187H95ZM136 188V187H135ZM239 188V187H238ZM132 189V188H131ZM124 190V189H123ZM122 190V191H123ZM127 190V189H126ZM10 191V192H11ZM49 191V190H48ZM89 191V190H88ZM121 192V191H120ZM125 192V191H124ZM136 192V191H134ZM133 192V193H134ZM146 192V190H145ZM263 192H264V187L261 186L259 183L257 182H250L248 184H245L244 186H242L241 189H236L234 187V185L231 187L230 189V196L234 199V201L236 203H239L241 202L246 196L250 195V194H254V195H257L259 196L260 198H263ZM9 193V192H8ZM51 193V192H50ZM49 193V194H50ZM194 193V192H193ZM23 194V195H24ZM45 194V193H44ZM147 194V193H146ZM145 194V195H146ZM173 194V193H172ZM22 195V196H23ZM43 195V194H42ZM46 195V194H45ZM157 195V196H158ZM182 195V194H181ZM190 195V194H189ZM192 195V194H191ZM13 196V195H12ZM41 196V195H40ZM123 196V195H122ZM131 196V195H130ZM144 196V195H143ZM24 197V196H23ZM89 197V196H88ZM87 197V198H88ZM96 197V196H95ZM170 197V196H169ZM17 198V197H16ZM22 198V197H21ZM20 197L18 199H21ZM94 198V197H92ZM91 198V199H92ZM172 198V199H170ZM169 200L170 203L172 204V202L174 201V197H170ZM260 205L261 207H264V198L263 199H260ZM2 199V198H1ZM25 199V198H24ZM52 199V195H51V198L50 200ZM101 199H102V202H101ZM144 199V198H143ZM5 200V199H4ZM16 200V199H15ZM49 200V201H50ZM0 201H3V200H0ZM18 200H16V204L19 205V203L17 202ZM91 201V200H90ZM142 201V200H141ZM23 202V201H22ZM48 202V201H47ZM46 201H44V205H43V209L46 211V213L43 215L42 217V221H43V226H40L38 225L37 223H33L32 222V218L30 219V223L28 226H26V230L23 231V239L25 238V241H31L32 243L35 242V243H40L41 241V237L40 235L42 233H45L47 235V238L49 240V248L46 250V251H40L39 255L41 257L42 260H44L47 264H59L63 258V254L64 252L67 254V255H75V259H73L72 261L70 262H64L63 264H86L85 261H83L84 258L80 257V252H81V249H80V245L78 243H76V241L79 239H81L84 243L86 244H90V241L88 240L89 238H86V235L84 234V228L83 226L80 224V225H74L72 223V218H73V215H74V211H75V208H76V205L74 203V201H72V199H57L55 200L53 203H49L47 204ZM87 202V200H86ZM85 202V198H84V201L81 202L80 204V210H79V214L82 217L86 216L90 222V218H91V222L89 223L88 222V225L89 227L94 225V223L97 221V216H96V213L93 212L92 210V206L89 207V204H87ZM94 202V201H93ZM114 202V201H112ZM148 202V201H147ZM160 202V203H161ZM1 203V202H0ZM13 203V204H14ZM132 203V202H131ZM145 203V202H144ZM174 203V202H173ZM259 203V201H258ZM15 204V205H16ZM22 204V203H21ZM77 204V203H76ZM94 204V203H93ZM120 204V203H119ZM168 204H169V201H168ZM202 200L200 198H197V199H194L192 198L191 196H185V199H175V211L177 210H181V211H184L185 214H188V215H191L192 219L194 220V222H196L199 217L204 213L205 215V211L206 209L204 208V206L202 205ZM240 204V203H239ZM101 205V206H100ZM129 205V204H128ZM132 205V204H131ZM144 205V204H143ZM166 205H167V202H166ZM231 205H234L233 203H231ZM2 206L4 207V205L2 204ZM10 206V205H9ZM94 206V205H93ZM147 206V205H145ZM144 206V207H145ZM149 206V205H148ZM165 206V205H164ZM170 206V205H169ZM207 206V205H206ZM8 207V206H7ZM112 207H113V203H112ZM120 207H122V210L124 209L125 213H128V209L125 208V206L122 204H120ZM209 206H207L208 208ZM240 207V206H239ZM95 208V207H94ZM149 208V207H148ZM259 208V207H258ZM257 208V209H258ZM165 209V208H164ZM241 209V208H240ZM148 210V209H146ZM247 210V208H246ZM256 210V209H255ZM260 210V209H259ZM14 211V210H13ZM106 211V210H105ZM104 211V212H105ZM109 212V210H107ZM216 211V210H215ZM238 211V210H237ZM249 211V210H248ZM258 211V210H257ZM103 212V213H104ZM166 212V211H165ZM179 212V211H178ZM208 212V211H207ZM250 212V211H249ZM253 212V210H252ZM256 212V211H255ZM251 213V212H250ZM259 213V212H258ZM14 214V212H13ZM102 214V213H101ZM162 214V213H161ZM207 214V213H206ZM210 214V213H209ZM207 214V215H209ZM212 214V213H211ZM248 213L244 212L242 214V217L245 218L246 215ZM257 214V213H256ZM112 215V214H111ZM130 215V213H129ZM233 215V214H232ZM2 216V215H1ZM11 216V217H10ZM9 217V221H7L5 223V219H4V223L3 226L1 227L0 226V233H2L1 235L3 236H7V238H11L12 240H14L16 243L17 241L19 242V234L17 237L16 235V231L19 230L18 229V226L21 227V224H23L22 222L20 223L19 220L16 219L15 215H10ZM187 216V215H186ZM213 216V215H212ZM215 216V215H214ZM252 216V215H251ZM250 216V218H251ZM127 217V216H126ZM130 217V216H129ZM132 217V216H131ZM254 217L255 219V216H252ZM257 217V215H256ZM3 218V217H2ZM27 218V217H26ZM163 218V217H161ZM260 218V217H259ZM215 219V217H214ZM231 219V218H230ZM258 219V218H257ZM86 220V219H85ZM116 220V219H115ZM162 220V219H161ZM207 220V219H206ZM228 220V219H227ZM253 220V219H251ZM2 221V220H1ZM25 221V220H24ZM84 221V220H83ZM212 221V220H211ZM259 221V220H258ZM116 222V221H115ZM139 222V221H138ZM135 223V222H134ZM214 223V221H213ZM92 224V225H91ZM202 224V222L200 223ZM0 225H1V222H0ZM261 225V223H260ZM23 226V225H22ZM135 226V225H134ZM137 226V225H136ZM228 226V225H227ZM209 227V226H208ZM150 228V227H149ZM138 229V227H137ZM159 229V228H158ZM220 229V228H218ZM233 229V228H232ZM23 230V229H22ZM94 230V229H93ZM154 230V229H153ZM162 230V229H161ZM167 230V229H166ZM197 230V229H196ZM259 230V229H258ZM95 231V230H94ZM195 231V230H194ZM211 235V233L214 232V227H210L209 230H208ZM221 231V230H220ZM164 232V231H163ZM166 232V231H165ZM198 232V231H197ZM233 232V230H232ZM154 233V232H153ZM152 233V234H153ZM173 233V232H172ZM208 233V232H207ZM219 233V232H218ZM221 233V232H220ZM236 233V232H235ZM101 234V233H100ZM144 234V233H143ZM147 234V232H146ZM145 234V235H146ZM151 234V233H150ZM155 234V233H154ZM200 234V233H199ZM21 235V234H20ZM98 235V234H97ZM156 235V234H155ZM161 234H159V237H155V243L158 244L160 242L161 244V247H169V248H172L173 252L175 251V247H174V244H173V238H170L166 235V237L162 240L163 236H160ZM174 235V234H173ZM147 236V235H146ZM193 236V235H192ZM196 236V234H195ZM200 236V235H199ZM97 237V236H96ZM144 237V236H143ZM198 237V235H197ZM218 237V235L216 236ZM2 238V236H0V239ZM22 238V236H21ZM20 238V239H21ZM120 238V236L118 237ZM21 239V240H23ZM197 239V238H196ZM5 240V239H3ZM162 240V241H161ZM206 240V239H205ZM153 241V240H152ZM176 241V240H175ZM211 241V240H210ZM216 241H217V238H216ZM215 241V238H214V242H209L207 245H206V251H208L210 253V250H212L215 245L217 244V242ZM30 242V243H31ZM135 242V241H134ZM141 242V241H140ZM143 242V241H142ZM154 242V241H153ZM169 242V243H168ZM27 244L29 242H26ZM24 243V244H26ZM151 243V242H150ZM154 243V244H155ZM179 243V242H178ZM17 244H20V243H17ZM185 244V243H184ZM13 245V244H12ZM9 243H5L3 242L2 244H0V256L2 258V260L5 261L6 264H14V251L11 249V246ZM16 245V244H15ZM21 245V244H20ZM19 245V246H20ZM18 246V245H16ZM108 246V245H107ZM220 247V246H219ZM20 249V248H19ZM220 249V248H219ZM260 248L257 247V249L254 251L252 257L250 258V261L248 260V263L247 264H257V262H255V259H258L261 257V252L259 251ZM21 250V249H20ZM16 251V250H15ZM19 251V250H17ZM14 252V253H13ZM22 252V251H21ZM24 252V251H23ZM22 252V256L19 252V255L20 257L23 259V260H20V261H26V254L28 253H23ZM33 252H35V250H33ZM133 252V250H132ZM167 251H164L161 253V256H162V260H163V264H170L169 262H166V259H165V254H166ZM213 253V252H212ZM211 253V254H212ZM17 254V252H16ZM124 254V253H123ZM208 254V253H206ZM219 254V253H218ZM18 255V254H17ZM18 255V256H19ZM178 255V254H177ZM225 255V254H224ZM250 255V254H249ZM16 256V257H18ZM123 256V255H122ZM128 256V255H127ZM143 256V255H142ZM141 256V257H142ZM139 257V255H138ZM209 257V256H208ZM122 258V257H121ZM206 258V257H205ZM214 258V257H213ZM219 258V257H218ZM221 259V258H220ZM229 259V258H228ZM122 260V259H121ZM177 260V258H176ZM125 260H123L124 262ZM218 261V259H217ZM174 262H177V261H174ZM215 262V261H214ZM251 262V263H250ZM23 263V262H22ZM125 263V262H124ZM162 263V262H161ZM178 263V262H177ZM221 263V262H220ZM123 264V263H122ZM260 264H264V259H261V263Z\"/></svg>",
    "mask_w": 264,
    "mask_h": 264
}]
</instances>
